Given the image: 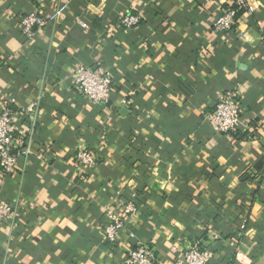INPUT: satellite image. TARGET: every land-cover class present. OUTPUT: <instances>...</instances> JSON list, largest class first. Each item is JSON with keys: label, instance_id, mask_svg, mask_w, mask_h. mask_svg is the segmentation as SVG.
<instances>
[{"label": "crops", "instance_id": "obj_1", "mask_svg": "<svg viewBox=\"0 0 264 264\" xmlns=\"http://www.w3.org/2000/svg\"><path fill=\"white\" fill-rule=\"evenodd\" d=\"M249 1L223 32L213 20L232 0H0V107L20 141L16 169L0 167L14 210L0 264H124L140 243L175 264L195 241L210 264H264V0ZM30 13L46 24L26 35ZM81 65L111 73L107 104L77 90ZM222 92L242 106L232 135L206 119ZM129 202L138 214L110 245L106 207Z\"/></svg>", "mask_w": 264, "mask_h": 264}, {"label": "built area", "instance_id": "obj_2", "mask_svg": "<svg viewBox=\"0 0 264 264\" xmlns=\"http://www.w3.org/2000/svg\"><path fill=\"white\" fill-rule=\"evenodd\" d=\"M252 12L253 6L249 0H232L230 4L222 5L213 20V26L218 31H232L238 21L241 11ZM23 32L26 35L33 33L34 27H43L46 19L38 13H30L19 19ZM80 22V21H79ZM140 17L132 14L122 16L121 23L128 28L138 25ZM80 24L88 28L84 22ZM74 80L77 90L95 105H105L110 101L113 90L111 73L101 65H81L74 71ZM35 104V103H34ZM33 105L29 110L33 109ZM16 113L5 101L0 107V167L5 173H12L16 169V149L20 146L15 138ZM206 119L211 123L217 133L232 135L242 121V106L236 94L222 92L218 95L214 107L206 113ZM77 160L84 166L92 167L95 164L94 156L87 151H80ZM138 205L135 202L124 203L122 207L114 210L106 207L108 215L107 224L103 232L105 240L110 245H116L120 240L121 232L125 227L123 216L133 217L138 214ZM14 210L12 205L0 198V222L12 218ZM201 241L190 243L179 254L175 264H210L211 252L202 246ZM158 255L155 247L147 243H140L129 248L124 258V264H158Z\"/></svg>", "mask_w": 264, "mask_h": 264}, {"label": "trees", "instance_id": "obj_3", "mask_svg": "<svg viewBox=\"0 0 264 264\" xmlns=\"http://www.w3.org/2000/svg\"><path fill=\"white\" fill-rule=\"evenodd\" d=\"M242 12V11H241ZM241 12H240V14H241Z\"/></svg>", "mask_w": 264, "mask_h": 264}]
</instances>
